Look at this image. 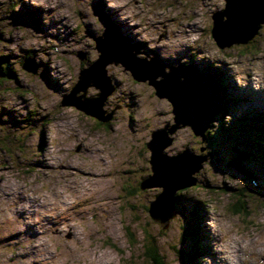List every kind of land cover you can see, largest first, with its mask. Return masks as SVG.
<instances>
[{"label":"rangeland","instance_id":"374dc122","mask_svg":"<svg viewBox=\"0 0 264 264\" xmlns=\"http://www.w3.org/2000/svg\"><path fill=\"white\" fill-rule=\"evenodd\" d=\"M224 6L225 0H0V63L13 71L0 78V264H151L147 236L166 264H184L193 238L200 241L193 264H264V150L248 145L255 114H264V24L249 43L219 48L212 16ZM95 8L131 44H141L137 57L150 60L156 51L161 62L223 75L229 113L214 119L205 140L181 127L163 150L213 153L195 175L197 185L177 192V214L166 228L148 211L162 188L140 183L152 174V132L174 123L169 100L111 63L115 90L103 110L113 111L112 119L102 122L62 102L83 66L99 56L89 33L99 36L105 27ZM29 51L39 65L35 74L23 68ZM99 92L93 84L86 97ZM234 147L251 152L241 164L253 178L229 166ZM195 212L199 225L190 238L184 229Z\"/></svg>","mask_w":264,"mask_h":264},{"label":"water","instance_id":"95a60500","mask_svg":"<svg viewBox=\"0 0 264 264\" xmlns=\"http://www.w3.org/2000/svg\"><path fill=\"white\" fill-rule=\"evenodd\" d=\"M98 16L105 27L101 35L93 38L99 56L90 66L80 70L77 84L69 94L63 96L62 102L102 122L112 119L113 113L103 110L107 97L115 90L107 71L111 63L121 64L136 81H149L159 97L169 100L173 107L174 123L152 132V138L147 143L151 151L152 174L140 183L141 189L162 188L150 201L148 211L151 218L166 228L177 214L176 193L197 185L195 175L212 154H192L185 149L169 155L163 150L173 139L169 135L181 127H190L196 136L203 140L207 138V131L224 108L222 87L211 72L201 71L194 63L173 66L161 62L157 54L150 60L137 57L141 53L140 45L131 44V38L121 34L113 21ZM212 19L211 35L219 48L249 43L264 24V0H225L224 8L214 12ZM78 55L85 59L83 51ZM37 67L33 58H26L23 64V68L32 73H36ZM0 76H4L1 70ZM93 84L100 89V93L87 98V89ZM79 92L83 93L77 96ZM234 151L236 156L228 162L229 166L253 178L252 173L241 164L251 152L235 147Z\"/></svg>","mask_w":264,"mask_h":264},{"label":"trees","instance_id":"16d2710c","mask_svg":"<svg viewBox=\"0 0 264 264\" xmlns=\"http://www.w3.org/2000/svg\"><path fill=\"white\" fill-rule=\"evenodd\" d=\"M199 68H204L205 71L211 72L220 82V85L222 87L221 91H222V95L224 98V108L222 109V117H224V115L227 113V110H228V103L230 102V98L228 97V94L226 93L225 83L222 80L223 75L220 72L213 70V68L211 69L209 67H204V66L199 67ZM263 118H264L263 113L255 114V120L256 121L259 120V121L253 126V129L249 133V138H248L249 144L248 145L252 148H255L256 150H258V148L264 150V119ZM244 119L242 121L241 120L239 121L240 122L239 128L243 133L246 132L245 129L247 128V126H245L243 123ZM177 195L178 194L176 193V199H177ZM198 217H199L198 213L196 212L192 213V220L189 223L187 229H184L185 233L188 234L190 238L194 237V233H196V230L198 228V225H199ZM189 231L191 232L190 234H189ZM147 238L149 242L147 241L146 244L144 245L145 256L151 259V262H152L151 264H166L164 262L163 255L160 253L157 242L152 238L150 239L148 236ZM198 239L193 238L192 240L194 243L192 244L191 249L189 251L186 250V252L182 254L183 256L182 260L184 264H193L194 260L200 255V250H199L200 241H198Z\"/></svg>","mask_w":264,"mask_h":264},{"label":"flooded vegetation","instance_id":"af4514ba","mask_svg":"<svg viewBox=\"0 0 264 264\" xmlns=\"http://www.w3.org/2000/svg\"><path fill=\"white\" fill-rule=\"evenodd\" d=\"M89 34H90V37H93V38H94V36H95L94 33H93V34H92V33H89ZM26 53L28 54V55H26V57L28 56L27 58H32V57H33V53H31L30 51H29V52H26ZM143 54L145 55V50H143ZM26 57H25V58H26ZM144 59H145V58H144ZM0 65H1V66L7 71V73H5V72L3 71V69H1V72L4 74V76H0V78H4L5 76H6V77H11L12 74H13V71H10L8 68H6V66H3L1 63H0ZM37 65H38V64H37ZM83 67H85V66H83ZM38 68H39V65H38V67H37V71H36V73L38 72ZM200 69H201V71H205L204 68H200ZM34 74H35V73H34ZM221 113H222V112H221ZM221 113H220V114H221ZM220 114H219V115H220ZM217 116H218V115H217ZM217 116H216V117H217ZM216 117H215V118H216Z\"/></svg>","mask_w":264,"mask_h":264},{"label":"bare ground","instance_id":"6f19581e","mask_svg":"<svg viewBox=\"0 0 264 264\" xmlns=\"http://www.w3.org/2000/svg\"><path fill=\"white\" fill-rule=\"evenodd\" d=\"M96 9V8H95ZM118 9H119V7H118ZM121 9V8H120ZM97 11H100V10H98V9H96ZM113 10H116V9H113ZM94 13V12H93ZM95 15H97V13H94ZM123 14V13H122ZM98 16V15H97ZM99 17V16H98ZM120 18H122V20H121V23H122V25L124 26V27H129V25L127 24V22H128V20L127 19H125V17H122V16H119ZM101 20V19H100ZM103 21V20H102ZM131 38V37H130ZM132 39V38H131ZM140 46H141V44L140 43H138ZM153 53H155V54H157V52L156 51H154ZM158 55V54H157ZM152 57V56H151ZM154 57V56H153ZM160 59V58H159ZM190 63V62H189ZM169 64H171V63H169ZM181 64V63H180ZM171 65H173V64H171ZM100 93V92H99ZM94 97V96H93ZM87 98H90V97H87ZM95 109V111L97 112V108L95 107L94 108ZM112 113H113V111H112ZM168 124H170V123H167L166 125H168ZM213 154V153H212ZM234 158V157H233ZM232 158V159H233ZM231 159V160H232ZM230 161V160H229ZM145 179V178H144Z\"/></svg>","mask_w":264,"mask_h":264}]
</instances>
